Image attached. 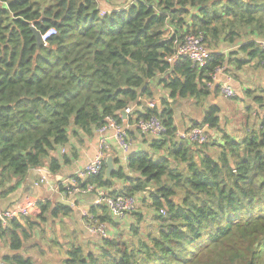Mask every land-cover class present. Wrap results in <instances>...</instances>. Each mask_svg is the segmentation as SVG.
<instances>
[{
    "label": "trees",
    "instance_id": "1",
    "mask_svg": "<svg viewBox=\"0 0 264 264\" xmlns=\"http://www.w3.org/2000/svg\"><path fill=\"white\" fill-rule=\"evenodd\" d=\"M32 26L56 34L45 45ZM198 33L209 48L221 38L243 42L228 55L211 51L202 67L187 58L165 60L175 39ZM249 34L264 40V0H0V196L31 177L41 179L35 170L57 174L71 165L78 158L72 138L93 136L107 117L131 125L156 115L168 128L151 140L152 151L130 154L127 169L137 178L117 165L107 177L105 164L99 174L77 180L81 189L138 196L154 209L150 220L137 207L123 227L104 202L96 205L92 213L117 233L97 249L69 242L59 264H264V89L252 93L255 105L245 106L239 137L228 131L217 105L204 110L188 128L213 131L203 145L177 141L170 104L189 99L203 109L218 69L264 66V49L246 40ZM159 77L167 98L124 118L122 111L142 96H155L150 81ZM37 208V223L19 217L0 225V241L20 250L34 228L71 211L47 197ZM5 261L33 264L21 254Z\"/></svg>",
    "mask_w": 264,
    "mask_h": 264
},
{
    "label": "crops",
    "instance_id": "2",
    "mask_svg": "<svg viewBox=\"0 0 264 264\" xmlns=\"http://www.w3.org/2000/svg\"><path fill=\"white\" fill-rule=\"evenodd\" d=\"M245 39L255 40L258 38L255 34H249ZM242 42L243 41L241 40L235 43H228L221 38L220 42L212 43V47L209 49H211V51L214 50L218 53L228 55L233 51H237ZM240 55L243 56V54ZM159 80L160 77L150 81V85L155 88V96L153 98L145 95L142 96L139 99V103L131 106L133 108L132 113L134 111L144 113L151 101H155L159 104L161 99L167 98L168 92L159 84ZM214 83L212 93L206 98L203 109L193 108L189 99L170 101L174 112V121L177 132H185L188 130L193 121H200L202 119L204 110L211 105H217L221 109L222 121L224 125H226L228 131L233 133L236 137H239L242 134V126L246 121L244 115L245 106L255 105L252 93H259L260 89H264V66L259 65L256 62L246 64L241 69H236L232 64L225 65V68L218 71ZM224 84L231 85L235 90L236 95L233 98L226 97L221 91L218 93L214 92L216 87H220ZM256 107L258 106L256 105L255 108ZM259 113V118L263 119L264 109H259ZM232 114L237 116L235 117ZM123 124H127V122ZM106 134L110 141L109 153L114 159H118L119 161L118 164H115L117 166H123L129 177L137 178L139 173L127 169V165L121 160L123 155L114 141V131L109 130ZM130 137L133 141L130 153L152 151L150 148V142L153 137L143 135L135 129L131 130ZM70 145L78 151V158H76L71 165L64 166L57 174H51L47 168H43L35 170V175L38 176V174H40L41 179L43 177L47 178L56 188L60 182L70 179L97 153L99 149V134L97 133V128L94 130L93 136L91 137L84 134H80L79 138L73 137ZM69 148L70 146H68V149ZM159 155V152H153L154 158ZM41 179L31 177L28 179L27 183L22 184L15 192L4 197L0 196V209H8L15 206L24 196L30 194L37 196L39 199L47 197L50 201L56 204L69 207L71 211L68 214L61 213L59 217L50 219L49 222H45L34 228L32 230V238L29 239L20 250H12L5 239L1 240L0 264H8L5 261V258L16 254L32 258L33 264H37L38 262H45V264H59L62 259H58L57 257L63 255L61 254V250H65L64 247H67L69 242L77 241L84 244L89 249H97L102 241L101 237L98 235H93L88 232L83 217L84 210H91L92 207L103 203L99 193L93 191L69 195L60 190L52 192L46 185L41 183ZM115 185L118 189L122 188L121 181H116ZM139 207L142 208L145 213L148 212V215H151L154 212V209H152L148 203L143 204L140 202L138 208ZM110 211L116 218L122 219L123 227L130 224L131 219L128 214L116 215V212L112 210ZM28 218H32V223H37L38 215H33ZM110 226L112 230L117 233V229L112 225ZM62 253H64V251H62Z\"/></svg>",
    "mask_w": 264,
    "mask_h": 264
},
{
    "label": "built area",
    "instance_id": "3",
    "mask_svg": "<svg viewBox=\"0 0 264 264\" xmlns=\"http://www.w3.org/2000/svg\"><path fill=\"white\" fill-rule=\"evenodd\" d=\"M56 34L55 28H50L44 33H41L42 43L47 44L48 40L52 35ZM171 35L167 37L170 38ZM262 49H264V40L255 39ZM175 48L174 53L166 57V61L170 64H175L185 58L190 59L193 63L199 66H205L211 56V50L205 42L203 33L188 34L182 39L174 40ZM222 69H218L220 71ZM213 84L208 82V86L211 87ZM221 92L228 98H233L236 95L235 90L231 85H222ZM157 105L155 101H151L148 104V108H154ZM125 113L132 114L133 108L131 106L124 109ZM137 128L140 133L159 139L167 133V126L161 118L156 115H152L149 118H141L136 120L133 124H119L114 117H107L106 122L97 127V133L99 134V149L95 156L80 168L70 179L64 182H60L59 185L64 184L70 187L66 194L76 195L82 192H93L96 191L102 198V201L114 212L121 214H128L134 211L139 205L138 196H112L108 191L96 188L92 185L85 189H81L78 186L77 180H84L89 176L99 174L105 164L106 159L111 156L109 153L110 141L107 137V132L110 130L114 131V141L119 147L122 153V161L127 164L130 156V151L133 146V141L130 137L129 130ZM177 141H188L193 144L203 145L210 141V135L205 132L204 128L195 127L185 132H177ZM41 183L46 185L52 192L59 190V185L54 187L47 178H42ZM40 199L35 195L24 196L19 203L8 209H0V225L7 226L9 222L14 218L29 217L36 215L38 212V203ZM85 226L89 233L98 235L101 239L111 238L114 235L110 224L101 222L91 210L86 209L83 212Z\"/></svg>",
    "mask_w": 264,
    "mask_h": 264
},
{
    "label": "water",
    "instance_id": "4",
    "mask_svg": "<svg viewBox=\"0 0 264 264\" xmlns=\"http://www.w3.org/2000/svg\"><path fill=\"white\" fill-rule=\"evenodd\" d=\"M32 29L34 31V34L36 35L37 37V40L39 43H42V36H41V32L34 26H32ZM122 116L124 118L127 117V114L125 113V111H122ZM204 130L205 132H207L208 134L212 135L213 134V131L207 126V127H204ZM116 168V164H115V159L114 157L112 156H109L107 159H106V176L107 177H110L112 172L115 170Z\"/></svg>",
    "mask_w": 264,
    "mask_h": 264
},
{
    "label": "rangeland",
    "instance_id": "5",
    "mask_svg": "<svg viewBox=\"0 0 264 264\" xmlns=\"http://www.w3.org/2000/svg\"><path fill=\"white\" fill-rule=\"evenodd\" d=\"M193 108H195V107L193 106ZM195 109H197V108H195ZM232 115H234V114H232ZM234 116H235V115H234ZM236 116H237V115H236ZM236 116H235V117H236ZM147 213H148V212H146L145 214H146V216H147L148 220H150L151 216H150V215H148ZM127 225H128V224H127Z\"/></svg>",
    "mask_w": 264,
    "mask_h": 264
}]
</instances>
